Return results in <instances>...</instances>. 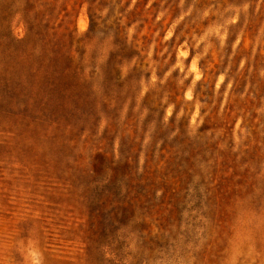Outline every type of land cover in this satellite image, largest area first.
<instances>
[{"label": "rangeland", "instance_id": "obj_1", "mask_svg": "<svg viewBox=\"0 0 264 264\" xmlns=\"http://www.w3.org/2000/svg\"><path fill=\"white\" fill-rule=\"evenodd\" d=\"M112 2L101 17L111 8L135 45L118 63L112 31L88 34L68 61L19 11L4 29L0 0V264H264V129L236 118L202 131L193 99L201 60L224 48L231 59L249 12L244 44L264 47V0ZM88 24L83 6L77 35ZM173 91L187 112L173 115Z\"/></svg>", "mask_w": 264, "mask_h": 264}, {"label": "trees", "instance_id": "obj_2", "mask_svg": "<svg viewBox=\"0 0 264 264\" xmlns=\"http://www.w3.org/2000/svg\"><path fill=\"white\" fill-rule=\"evenodd\" d=\"M113 0H2V27L9 30V21L13 15L20 12L19 21L26 26V31L35 29V34L42 45L49 44L52 48L64 46L67 50L66 58L72 61L73 54H71L73 47L78 46L82 39L88 34H95L98 31H112L113 38L112 45L116 46L111 54L109 61L118 63L119 59H124L123 54H130L134 51L135 45L122 39L120 33V25L118 18L113 17L110 10L105 17H101L100 12L106 6L110 5ZM17 6V7H16ZM85 6L86 14L89 20L88 30L83 36L77 35L76 27L74 26V19L79 14L81 8ZM257 15L249 12L248 17L244 21L247 23L243 40L238 44L234 50L231 59H228L230 51L227 48L225 56L221 57V53H217L218 62L212 63L207 61V57L200 62V68L203 72V77L196 82L193 90V99H198L205 106L201 110V115L204 116V124L201 129L215 130V126L210 125H224L225 129L228 123H232L236 118H241L243 127L246 125L247 129L252 130L260 127L264 129V108L262 109V100L264 98V47H259L255 53H251L250 46L246 47L244 42L248 38L252 40L255 32V17ZM241 22L239 20L229 26V40L230 43L234 41L235 30L239 27ZM179 29V28H178ZM181 30V28H180ZM102 31V32H103ZM182 30V33H186ZM50 38H47L46 36ZM62 36L61 41L59 36ZM15 42L20 39L14 38ZM227 50V54H226ZM53 51V49H52ZM193 54V52H191ZM54 56L52 54V60ZM244 58V65L239 68L241 59ZM108 61V63H109ZM229 64V70L225 73V80L221 87L214 94L215 80L213 76H218L222 71L224 65ZM221 67L214 72V68ZM68 68V66L66 67ZM55 70V67H54ZM139 71L138 66H133L129 71L127 78H131ZM56 72V71H55ZM231 82L226 103L219 112L220 95L224 92L225 86ZM172 86V84L169 83ZM153 94V90L148 91L144 99ZM177 94L173 91V103L175 108L173 115L179 110L184 113L189 109L190 101H176ZM118 98V94L114 95ZM151 109V108H150ZM261 109V111H259ZM245 126V127H246ZM253 133V131H250ZM253 139V138H251ZM257 141V139H253Z\"/></svg>", "mask_w": 264, "mask_h": 264}]
</instances>
